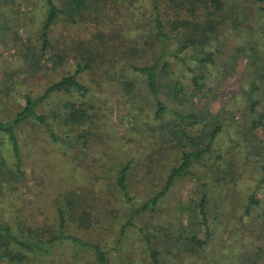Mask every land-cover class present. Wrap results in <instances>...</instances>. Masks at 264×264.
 Returning a JSON list of instances; mask_svg holds the SVG:
<instances>
[{"label":"rangeland","instance_id":"1","mask_svg":"<svg viewBox=\"0 0 264 264\" xmlns=\"http://www.w3.org/2000/svg\"><path fill=\"white\" fill-rule=\"evenodd\" d=\"M67 1L55 0L59 8H63ZM221 3L222 7L213 11L211 4L205 8L196 0H158L165 31L169 33L176 25L167 44L170 52L177 50L182 35L190 34L197 38L196 24L206 23L207 17L216 24V29L211 30L212 40L209 38L207 44L178 53V59L173 55L167 57L171 66L158 94L170 108L165 119L170 120L173 127L176 124L173 110L189 113L192 109H207L212 115L226 111L212 150L192 169L201 178L185 176L182 180L176 179L157 213L146 211L133 219L135 227L125 228V245L122 248L113 246L118 238V223L92 222L91 225L82 222L79 225L69 213L65 214L68 223L65 233L96 242L105 250L109 264H154L145 234L149 233L154 239V226H165L170 222L173 230L191 225L200 229L199 236L206 238L207 243L200 254L167 256L172 261L164 264H239L243 256L253 259L258 247L262 249L259 257L264 264V127H247L264 108V86L256 74L264 63V14L260 9L264 0H221ZM45 11L44 0H0V85L10 75L17 83L11 95L0 98V123L10 122L21 110L25 93L33 96L42 94L50 83L73 73L83 57L105 53L106 61L104 66H99L97 76H91L88 69L78 75L81 83L90 87L86 99L91 100L99 115L98 129H91L85 140H78L76 133L67 132L63 137L68 142L53 143L43 125L28 119L15 128L21 160L20 171L16 172L8 136L0 130V156L13 170L10 181L12 196L0 197V221L15 217L23 207L27 208L33 212V219L24 226L26 230L37 229L38 236L49 229L48 226L54 227L52 218L56 215V197L61 187L87 194L92 192L91 199L97 198L100 204L109 197L112 203L121 197L124 206L119 208L115 205L119 216L125 214L123 219L127 220L133 206H139L144 198L163 185L165 173L151 180L153 167L148 185H144L145 190L133 187L129 192L130 203L112 186L115 175L111 173L115 174L117 167L130 159L140 161L141 167L142 161L147 163L155 159L159 162L155 173L165 166L167 171L177 161L171 159L166 162L162 157L173 155L170 150L180 154V147L174 149L176 141L167 137V132H163L167 138L160 136L158 129L163 122L154 119V98L141 84L144 77L133 69V66L153 63L160 52L161 42L154 35L150 0H91L83 18L71 21L64 14L60 16L58 23L50 29L49 49L40 55L37 34ZM178 19L188 20L189 27H181ZM28 48L34 57L38 53L42 58L41 68L36 74L25 73L28 69L21 64L22 54ZM253 50L261 56L259 59L251 55ZM208 53L213 54L212 60L205 64L197 63L196 56ZM55 54L63 55L60 64ZM226 66L228 69L234 67V70L226 71ZM194 74H201L207 86L214 89L213 99L207 98L205 104L204 99L209 95L207 86L198 95L191 80ZM120 79L135 81L136 87L126 92ZM170 86L178 90L169 89ZM60 99L61 94H53L37 108V113L51 122L50 111L62 109ZM189 99L192 103L188 102ZM53 125L60 135H64L55 123ZM198 126L201 127L198 124L192 133ZM252 143L259 144V151L253 149ZM203 163L215 164L216 171L222 176L215 187L207 178L204 188L209 197L206 218L209 236L200 223L201 216L190 223L187 215L199 198L195 183L205 181L202 176L209 172ZM228 170L234 171L230 177L223 173ZM232 176L236 180L229 179ZM224 182L227 183L222 187ZM251 195L259 203L249 204L246 212ZM181 202L189 204V208L176 213ZM109 205L106 204L104 209L100 207V210L107 213ZM91 210L104 220L105 214L102 216L94 208ZM53 250L62 264H89V260L91 264H99L91 251L80 249L68 241Z\"/></svg>","mask_w":264,"mask_h":264},{"label":"trees","instance_id":"2","mask_svg":"<svg viewBox=\"0 0 264 264\" xmlns=\"http://www.w3.org/2000/svg\"><path fill=\"white\" fill-rule=\"evenodd\" d=\"M259 1L261 2L262 0ZM44 2L46 6V13L39 26L37 34V41L39 44L37 49L40 55H44V52L49 49L50 29L58 23L60 16L64 14L65 17H68V19L71 21H75L76 18H83L87 12V8L89 7L91 0H68L63 4V8H59L55 0H44ZM196 2L204 4L205 8H208L207 4H211L212 7H214L213 11L222 7L221 0H196ZM150 4L153 12V27L155 29L154 35L161 42V47L159 50L160 52L154 57L153 63L141 66H133V69L144 77V80L141 82V84H144L145 87L148 88L150 94L154 98V119H160L163 122L160 124L158 129L160 136L165 138L166 136L163 132H167V137H170L172 140L176 141L174 149L176 150V148L180 147L179 155H176L174 150H170L174 154L170 155V157L165 156L162 158H165L166 162L171 159H176L175 162L177 161V163L172 164V166L169 167L167 171V168L164 165L165 167L163 169L155 173L159 164L157 160H149L147 163L146 161H142L141 167L140 161L134 162L133 159H130L125 164L118 166L115 174L111 173V175H115L112 186H115L117 189L116 191L120 192V194H123L124 198L127 200V203H130L132 199L129 192L132 191L133 187H139L140 190H145V186L148 185V178L151 177L153 167L154 176H152L151 180H154L157 176H160L159 174L162 175L165 173L163 177V185L155 190L151 196L144 198L142 200L143 202L139 206H133L130 210L127 220L123 219L125 214L123 217L119 216V210L116 208V205L119 208L124 206V204H122L123 198L118 197L116 202L112 203L111 197H109L106 202L100 204V201L97 198L91 199L92 192L87 194L84 192H77L73 189L61 187L62 190L58 192L56 197L57 206L55 204L56 209L54 211L56 215H54L52 218L54 227L51 228V226H48L49 229H46V231L44 230L45 232L43 231L44 233L38 236V234H36L39 233L37 229L29 228L26 230L24 224H27L28 221L30 223L32 222L33 212L23 207V209H21L22 212L18 213L15 217L12 216L8 220L3 219L0 221V264H62V261L54 255L53 249L58 245H62L66 241L73 243L74 246H77L80 249L91 251L93 254V259L97 260L99 264H109L105 250H103L100 245L96 244V242L86 240L84 241L65 233V227L68 225L65 214L69 213L73 219H76L75 222H78L79 225L82 224V222H86L87 224L91 225L92 222L118 223V238L116 240V245L113 244V246L122 248L125 245L123 241L125 228L127 226L135 227V224L132 222L133 219L141 216V214L146 211H154V214L157 213L158 208H161L159 207L161 206L160 203L169 193L171 184L176 179L182 180L185 176H188L189 178H201V176L193 172L192 169L195 167L197 162H200L204 158L206 153H209L212 150L213 142L215 141L217 134L222 129V120H224L223 114L226 113V111L221 110L220 115H212L207 109H192L189 113H182L180 110H173L176 119V124H174L173 127L171 125L172 122L165 119L166 112L170 111V108H168L162 99L158 97V94L165 74L168 73L171 66L167 57L173 55L175 59H178V53H181L188 48L201 47L204 44H207L212 38L211 30L216 29V24L211 22L210 17H207L206 23L200 22L199 24H196L198 31L197 38L193 35L190 36V34L182 35L179 38V46L177 50L170 52L167 49V44L170 40V37L174 35L173 32L176 29V25H174L173 29L167 33L159 15L158 0H150ZM260 7L262 14H264V4H261ZM210 12L211 14L213 13L211 10ZM178 20V24L181 27H189L188 20ZM30 53L31 55H29ZM38 53L34 57L33 52L30 48H28L22 54L23 58L21 64L25 65L26 69H28V71H25V73H38L39 69L41 68L42 61V58L38 56ZM253 53L251 55L254 56L255 59L257 57L258 59L261 57L255 50H253ZM54 57L56 58L58 64L63 61L62 54H55ZM87 57H83V60L77 64L73 73L66 74L58 81L50 83V85L44 90L42 94L33 96L30 93H25L23 96L25 103L21 110L16 113L10 122L0 123V130L8 136L9 143L12 148V153L15 158L13 169L16 172L20 171L19 166L21 160L15 128L28 119L36 120L39 124L43 125L53 143H56L57 141L68 142L69 140H65L63 137L67 135V132L76 133L75 137L78 140L83 138V141L87 135L91 134V129H98V112L93 106L91 100L86 99L91 89L89 86L81 83L78 75L83 73L85 69H88L91 71V76H97L100 73V70L98 69L99 66L105 65L104 61H106V55L103 53L99 56L87 55ZM195 59L197 60V63L205 64L206 61L213 59V54L208 53L196 56ZM160 63L161 69H159ZM251 65L252 67L255 66L254 64ZM230 70H234V67L228 69L226 66V71ZM256 74L264 86V63L260 65V72L257 71ZM203 79L204 77L201 74H194L191 78L196 92L199 93L198 95H200L201 91L207 86ZM121 83L123 84V89L126 92L133 91V89L136 87V82L132 80L123 79L121 80ZM16 85L17 83L12 79L11 75L3 80L0 85V98L6 95H11V93L15 91ZM168 88H173L175 91L178 90L175 86H170ZM206 90L209 92V95L204 99V104L207 98L213 99L214 97L212 92L214 89L212 87L207 86ZM53 94H61L60 101L62 109L57 111L55 108L57 106L55 105V109L51 110L49 113V117L51 118V122H49L43 114L37 113V108ZM190 101L191 100L189 99L188 102ZM190 103H192V101ZM253 104L254 103H252V105ZM228 113L230 115L232 114L230 112ZM209 119L210 121H208ZM54 123L58 127V130L64 135H60L58 131L54 129ZM198 124H200L201 127L198 126L195 128L197 132L195 131V133H192L194 127H196ZM247 127H249V129L264 127V108L260 113L257 114L255 118L251 120V122H249ZM160 143L164 145L163 141H160ZM257 145L259 144H253V149L258 150ZM258 151L256 153H258ZM251 161L252 159L250 162ZM205 164L206 163H203V166L205 167L204 169L207 168L209 172L207 175L203 174L202 176V178H205H203L205 181L199 184L197 182L195 183L196 193L199 195V198L197 203H194L193 201V208L191 211L189 210L190 213L187 215L190 218V223L194 222L195 219L201 216L200 223L204 225V229L206 230L205 234L207 233L208 235L209 225L206 221V218L209 197L205 193L204 188L207 185V178H210L212 186L215 187L218 184L217 182L222 179V176H219L218 172L216 171L218 169H215V164ZM223 173H226L224 176H229V174H234V171L228 170ZM12 178L13 170L10 166H7L6 161L0 156V197L10 198L12 196V191H10L12 185L10 181ZM233 178L236 180V177L234 176L229 179L233 180ZM226 183L227 182H224L222 187ZM86 187L87 186H84L83 188L88 189ZM258 203L259 200L251 195L248 198L246 212L249 210V204ZM88 204L91 206L88 207ZM106 204L111 205L108 206L107 213H104V210L101 211L100 207L104 209ZM111 206H113V209H109ZM188 206L189 204L187 205V203L181 202L176 208V213L187 211L189 208ZM93 208L102 216L105 214L103 216V221L100 219L99 215L95 216L92 213L93 210L91 209ZM76 215L77 217L74 218ZM179 223L183 225L181 222ZM159 225L160 224H158L157 227L154 226V236H152L154 239L150 238L151 235L149 236V233L145 234L148 243L147 246L150 250V257L152 258V262H154V264L170 263L172 260H168L167 256L174 255L175 257H182L184 254L189 253L200 254L207 243L206 238L204 239L199 236L200 229L198 230L197 228L192 227V225L191 227L180 226L175 230H173V223L171 222L167 223L165 226ZM37 228H40V226ZM149 244H152V246ZM261 250L262 249L258 247L259 253L257 252L253 259L250 256H243L239 261V264H263V261H261L262 258L259 257ZM91 263L92 262L89 260V264ZM71 264L76 263L71 262Z\"/></svg>","mask_w":264,"mask_h":264}]
</instances>
